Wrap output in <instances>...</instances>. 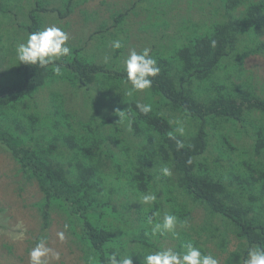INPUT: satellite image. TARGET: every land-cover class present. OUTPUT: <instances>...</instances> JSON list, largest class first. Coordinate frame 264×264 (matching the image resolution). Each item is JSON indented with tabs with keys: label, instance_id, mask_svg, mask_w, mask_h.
Segmentation results:
<instances>
[{
	"label": "trees",
	"instance_id": "16d2710c",
	"mask_svg": "<svg viewBox=\"0 0 264 264\" xmlns=\"http://www.w3.org/2000/svg\"><path fill=\"white\" fill-rule=\"evenodd\" d=\"M21 1L0 0V20H5L0 22V27L5 36L10 25L7 14L18 3L22 7ZM219 1L224 21H215L205 32L195 34L176 47L171 56L150 53L158 62L160 74L152 78L153 84L148 90L184 114L187 124L192 125L187 136L180 134L167 116L154 109L147 114L140 113L137 102L130 103L121 118L125 131L109 124L120 97L125 96L122 85L113 80L127 84L124 69L111 77L112 87L106 93L97 94L94 104L103 105L94 110L98 114L96 119L90 109L78 116L64 110L63 90H53L49 95L46 123L37 111L35 96L45 86L64 82L66 74L57 75L53 65L40 68L18 64L15 50L24 38L13 41L11 35L7 36L14 61L10 60L13 69L8 70L9 77L0 80V145L18 165L24 179L38 185L42 194L36 202L42 224L40 234H47L52 214L62 213L71 242H75L74 238L82 246L85 264H107L108 256L117 249L132 253L133 264H143V256L148 252L162 249L150 239L152 225L161 222L165 213L188 222L192 204L202 206L208 216L218 217L223 223V229L211 220L202 226L203 230L216 233L214 239L220 248L225 249L229 231L239 239L240 246L228 254L224 264H242L248 249L257 245L264 247V167H256L252 159L243 161V167L222 164L221 160L229 156L226 147L231 151L234 147L228 145L227 136L221 133L218 140L224 149L214 146L219 155L208 160L212 130H218L223 122L243 124L245 111L255 110L260 114V123L252 133L253 163L263 164L260 158L264 157V98L252 92L239 95V87L234 91L228 86L232 84V77L241 78L239 66L244 56L264 53V43L260 41L264 35V0ZM86 2L68 0L67 4ZM31 4L34 6L27 14V34L43 30L39 13L49 10L45 0H29L27 5ZM239 7L242 8L238 10ZM19 21L24 19L21 17ZM81 51L76 49L71 56L63 57L64 70L60 71L73 73L74 78L70 80L84 88L95 85L103 88L96 74L105 68L84 58ZM4 61L0 55V64ZM222 71L224 76L219 74ZM240 85L247 83L241 81ZM208 128L212 130L208 132ZM106 130L110 132V140L104 135ZM121 131L126 133L122 138L118 136ZM126 135L139 140V147L134 146L132 153ZM177 141L184 147L178 149ZM124 142L121 147L115 144ZM111 144L118 148L116 152ZM115 155L119 156L115 159ZM127 158L131 159L124 162L130 167H122L121 161ZM163 166L171 168L173 179L161 175ZM156 167L152 180L148 173ZM125 178L126 182L122 180ZM150 181L157 200L146 205L138 197L147 193ZM119 195L125 196V203ZM176 200L179 206L173 203ZM131 206L138 218L130 219L127 215ZM105 216L127 227L126 244L111 227L113 223L104 222ZM149 217L152 224L148 223ZM175 235L181 240L179 248L191 241L204 253L194 239H183L188 235L184 230L175 231ZM129 244L137 246L130 251Z\"/></svg>",
	"mask_w": 264,
	"mask_h": 264
},
{
	"label": "rangeland",
	"instance_id": "374dc122",
	"mask_svg": "<svg viewBox=\"0 0 264 264\" xmlns=\"http://www.w3.org/2000/svg\"><path fill=\"white\" fill-rule=\"evenodd\" d=\"M72 1L77 3L81 0ZM21 2L22 7L18 3V6L7 14L10 25L6 36L4 29L0 27V36L2 37L0 38V55L5 60L4 63L0 64V80L3 81L9 77L7 72L13 69V62L11 61H14V58L11 57L12 49L9 47L7 36L11 35L13 41L17 38H24L23 42H25L29 32L26 29L27 14L34 4L27 5L29 0H22ZM67 2L68 0H45V5L49 7V10L39 13L44 24L43 29L50 26L63 28L69 35L67 45L72 49V53L76 49H82L81 55L84 58L103 66L105 70L96 74L103 82V88L96 85V87L84 88L78 82L71 81L74 78L73 73L62 72L64 70L62 58L56 61L62 70L59 75L66 74L63 79L64 82L58 81L49 87L45 86V88L39 89V94L35 96L39 106L37 111L40 112L41 118L46 123H48L47 113L49 112L47 106L51 101L49 95L53 90L56 92L63 90L65 96L64 110L78 116V114H87L90 109V113L93 112V117L96 119L98 114L94 110L98 111L103 105L96 106L94 104V100L97 101L98 99L97 94L106 93L112 87L111 77L124 69V61L128 58L131 50L134 49L140 53L144 48H150V53L168 57L173 55L176 47L182 46L195 34L205 32L215 21L222 22L225 20L222 10L219 11V0H87L85 4L74 5L71 3V6ZM241 8L239 7L238 10ZM60 14L64 16L61 17ZM21 17L24 22L19 21ZM1 21L5 20L1 19ZM115 40L122 42L120 49L113 50L112 42ZM260 41L264 43V35ZM229 60L232 61V58ZM239 69L241 70V78L232 77L230 79L232 84H229L228 87L234 91L236 87H239V95L252 92L259 98H264V53H249L244 56ZM2 73H6V75ZM219 74L224 76V71L219 72ZM113 80L116 84L122 85L120 88L125 91V96L120 97L119 106L114 108V115L112 120H109V124L117 125L121 130H124V122L121 119L124 118V114L121 117V114L116 112L117 110L125 111L130 103L137 102L150 104L152 109L167 116L177 128L183 126V135L189 134L192 125L187 124L188 119L182 112L167 105L158 94L147 89L128 96L126 92L130 85L124 84V81ZM241 81H246L247 85L241 86ZM114 90L117 89L114 88ZM114 90L111 91L114 92ZM244 118L245 123L243 124L223 122V126H219L218 130L207 129L208 132L213 131L210 137L208 160L219 155V151L214 146H218L220 150L224 149L218 140V135L221 133L227 136L228 145L234 147L233 151L226 147L229 156L221 160L222 164L243 167V161H251L252 159L251 163L256 164V167H264V157L260 158L263 164L253 163L255 159L252 149V133L255 131V125L260 123V114L255 110L250 112L246 110ZM83 120L86 119L83 118ZM93 127L97 128L96 125ZM124 134L126 133L118 132L120 138L124 137ZM104 135L108 136V140L112 138L108 130L104 132ZM138 142V139L126 135V143L130 144L131 153L135 150L134 146L139 147L137 146ZM115 144L121 147L125 142ZM111 149L114 152L118 150L114 144H111ZM118 156L115 155V159ZM10 157L9 153L0 145V264H29L28 253L37 243L38 236H42V233L40 234L41 219L36 207V202L41 199L42 194L36 182H29L24 179L18 165ZM129 159L131 158L121 161V164ZM122 167H130V164L124 162ZM157 170L158 167L151 169L148 173L152 180H154ZM172 173L170 177L173 179L174 172ZM122 180L126 182V178ZM152 184L151 182V187L147 193L152 194ZM141 196L142 194L138 197L139 201ZM124 197V195L118 196L125 203ZM173 203L175 206L180 205L178 200ZM133 207L131 206V210L127 211L130 219L139 216ZM192 207L193 211L191 219L187 222V227L177 226L175 231L182 229L187 232L188 235L184 236L183 239L186 240L187 237H191L203 248L205 254L214 255L219 259L220 264H224L228 254L240 246L239 239L229 231L225 249L220 248L214 239L216 233L207 232L202 229V226L205 221L211 220L213 224L216 222L223 229V223L218 220V217L213 219L211 215L208 216V212L202 206L195 207L192 204ZM166 210L167 212L170 211L168 206ZM103 220L105 223H113L111 227L119 239L126 244L127 239H129L126 237L127 227H124L121 221L119 223V220L117 221L110 216H105ZM64 225L62 213L52 214L45 236L48 238V245L60 253V260L49 259L46 264H85L81 244H78L74 238L73 241L75 242H71V235L68 229L64 228ZM143 225L145 227V224ZM62 230L65 231L63 242L58 240L56 236V233ZM150 239L161 248H172L177 252L184 251L183 247L179 248L181 240L178 235L169 233L164 236H151ZM136 246L129 244L127 247L131 251Z\"/></svg>",
	"mask_w": 264,
	"mask_h": 264
},
{
	"label": "clouds",
	"instance_id": "9594fccd",
	"mask_svg": "<svg viewBox=\"0 0 264 264\" xmlns=\"http://www.w3.org/2000/svg\"><path fill=\"white\" fill-rule=\"evenodd\" d=\"M68 33L60 27L50 26L43 30H38L27 34L25 42L19 43L15 50V58L18 64L38 66L45 68L53 65L54 72L59 75L60 67L56 61L63 57L71 56L72 49L68 47ZM122 42L115 40L112 42L113 50L120 49ZM151 49L144 48L140 53L136 50H131L128 58L124 61V72L126 73L125 82L130 85L126 95L132 96L134 93L142 92L150 89L153 84V79L160 74V67L155 58L150 55ZM137 110L142 114H147L152 110L150 104H136ZM116 113L124 114V111L117 110ZM177 131L180 134L184 133L183 126H180ZM177 148H183L182 142L177 141ZM163 177H170L172 170L168 166H163L160 169ZM157 200V196L151 193H145L141 196V203L151 205ZM159 216V213H156ZM149 224H152V218L149 217ZM182 227H187V221H178L175 215L165 213L162 221L155 223L151 228V235L164 236L166 234H175L177 224ZM67 229L68 225L65 224ZM57 239L63 242L65 240V231L56 233ZM184 251L177 252L172 248H162L157 251H150L143 256V264H220L218 258L208 253H202L199 247L189 241L183 245ZM131 254L127 250H114L107 260V264H133ZM59 261L60 253L48 245V238L41 236L35 246L28 253L29 264H46L47 260ZM243 264H264V247L254 246L247 251V257Z\"/></svg>",
	"mask_w": 264,
	"mask_h": 264
}]
</instances>
